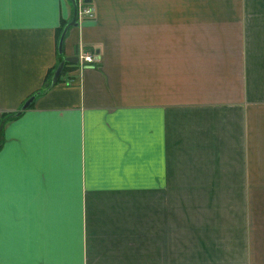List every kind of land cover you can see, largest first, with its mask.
<instances>
[{
	"label": "crops",
	"instance_id": "0c3cea01",
	"mask_svg": "<svg viewBox=\"0 0 264 264\" xmlns=\"http://www.w3.org/2000/svg\"><path fill=\"white\" fill-rule=\"evenodd\" d=\"M77 1L0 0V264H264V0Z\"/></svg>",
	"mask_w": 264,
	"mask_h": 264
},
{
	"label": "rangeland",
	"instance_id": "374dc122",
	"mask_svg": "<svg viewBox=\"0 0 264 264\" xmlns=\"http://www.w3.org/2000/svg\"><path fill=\"white\" fill-rule=\"evenodd\" d=\"M0 137H2L1 134H0ZM246 138L248 137L246 136ZM178 201H177L178 202L177 208L179 209L178 211L176 210V208L174 209V206H170L169 204H167V206L163 205V207L166 206V213L168 212V214L166 215V220L168 219V221L165 222L164 225H162V231L168 233V238H170L171 241L174 243L176 241V244L178 246V250H176L174 254H170V252L168 251L167 253L168 261L172 259V258H169L170 255L174 256L173 258L175 262H177L178 264L179 263L181 264V263L191 262L192 258H195L197 261H202L200 260L201 257L206 256V254H209L211 256L219 254V252L214 251L212 248H210L209 246H206L205 244L211 245L213 243V246L215 249H221L222 245L225 244L224 246H222L223 248L227 245L228 237L217 236L216 238H214V234H213L212 236L208 238L206 236L201 235L203 232L201 233L200 231H202V229L199 228L200 231L198 233V237L191 238L190 233H191V230H193V228H192V225H190L191 222H189L190 217L189 215H188V218L186 217L187 212L184 210V209L189 210L190 206H186L187 204L184 201H181V200H178ZM170 232L171 233L176 232L178 235L175 238L173 236L170 237ZM230 239L235 241L234 237H230ZM199 244H201L205 248L206 250L205 254L204 252L198 249H195V246ZM181 250H184V251H181Z\"/></svg>",
	"mask_w": 264,
	"mask_h": 264
},
{
	"label": "water",
	"instance_id": "95a60500",
	"mask_svg": "<svg viewBox=\"0 0 264 264\" xmlns=\"http://www.w3.org/2000/svg\"><path fill=\"white\" fill-rule=\"evenodd\" d=\"M72 4H73V15L72 18L70 20V22L63 28L59 39H58V45H57V51L59 54L62 55L63 52V41L65 38V34L68 31L69 27L71 26H77L78 25V10H79V5H78V1L77 0H71ZM78 62V57L76 55L73 56H61L59 62L57 63V65L54 68L51 80L49 81V83H46L49 86L54 85L58 78L61 75V72L63 70V67L65 66V64L67 63H77ZM41 93V91H36L33 94H31L30 96H28L23 103L21 104L20 108H18L16 111L12 112L11 117L13 116H18L20 115L24 110L28 109L31 104L33 103V101L35 100L36 96L39 95ZM6 118H4L3 120H5ZM2 128V123L0 125V130ZM2 143H0V147H1Z\"/></svg>",
	"mask_w": 264,
	"mask_h": 264
},
{
	"label": "built area",
	"instance_id": "2783aa9c",
	"mask_svg": "<svg viewBox=\"0 0 264 264\" xmlns=\"http://www.w3.org/2000/svg\"><path fill=\"white\" fill-rule=\"evenodd\" d=\"M91 15H92L91 10L87 8L86 6L82 5V3H80L79 10H78V18H82L83 16H91ZM79 58L82 62L93 61V58L91 56L83 55L82 53H79Z\"/></svg>",
	"mask_w": 264,
	"mask_h": 264
},
{
	"label": "trees",
	"instance_id": "16d2710c",
	"mask_svg": "<svg viewBox=\"0 0 264 264\" xmlns=\"http://www.w3.org/2000/svg\"><path fill=\"white\" fill-rule=\"evenodd\" d=\"M84 3H85V2H84ZM63 28H64V27H62V28L59 30V36H60V34H61ZM73 64H74V63H67V64H65V66L63 67L62 72H64V70L67 69L68 67H71ZM53 71H54V68L48 72V75H47L48 77H46V78H47L46 82L51 80V77H52ZM60 79H61V77L58 78L57 82L60 81ZM47 87H49L48 84H47ZM47 87H45L44 90H46ZM10 113H12V112H9V113L5 114L4 118H6V119L11 118V114H10ZM2 115H3V114H2ZM4 118H2V120H0V125H1V123H4V121H5V120H3ZM0 133H1V130H0ZM0 143H2L1 138H0Z\"/></svg>",
	"mask_w": 264,
	"mask_h": 264
}]
</instances>
